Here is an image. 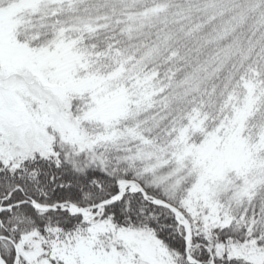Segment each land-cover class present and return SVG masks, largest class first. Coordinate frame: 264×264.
<instances>
[{"label": "snow or ice", "instance_id": "snow-or-ice-1", "mask_svg": "<svg viewBox=\"0 0 264 264\" xmlns=\"http://www.w3.org/2000/svg\"><path fill=\"white\" fill-rule=\"evenodd\" d=\"M0 264H264V0H0Z\"/></svg>", "mask_w": 264, "mask_h": 264}]
</instances>
